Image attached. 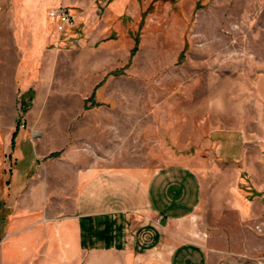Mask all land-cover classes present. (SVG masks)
I'll return each instance as SVG.
<instances>
[{"label": "rangeland", "instance_id": "1", "mask_svg": "<svg viewBox=\"0 0 264 264\" xmlns=\"http://www.w3.org/2000/svg\"><path fill=\"white\" fill-rule=\"evenodd\" d=\"M10 1L0 7V71L28 48L29 29L19 31V18L27 19L31 5L45 17L48 37L27 65L44 89L21 90L18 109L37 91L42 120L68 113L82 122L71 147L152 176L156 201L133 212L139 224L165 226L159 191L174 198L199 182L206 210L196 219L200 231L225 246L248 230L258 238L250 241V261L264 264V209L247 222L230 213L237 193L258 196L264 206V0H15L18 10ZM56 8L73 17L62 33L49 17ZM46 137L28 140L24 154L32 141L52 147ZM64 141L52 150L68 149ZM216 150L243 155L234 161ZM141 257L134 264H149Z\"/></svg>", "mask_w": 264, "mask_h": 264}, {"label": "crops", "instance_id": "2", "mask_svg": "<svg viewBox=\"0 0 264 264\" xmlns=\"http://www.w3.org/2000/svg\"><path fill=\"white\" fill-rule=\"evenodd\" d=\"M17 4L9 2L13 10L19 9ZM0 7L5 8L3 0ZM31 9L27 19L19 18V31L29 29L28 48H20L13 66L0 71V264H134L136 255L149 264H217L222 258L227 264H253L250 260H256V251L250 241L258 239L255 234L245 230L239 242L229 236L224 246L215 242L214 234L200 231L196 219L206 210L199 182L192 181L191 192L174 198L159 191L157 211L166 218L162 219L165 226L139 224L133 212L152 208L156 201L152 176L105 163L95 150L71 147L80 138L82 122L68 113L42 120L44 99L36 111L37 91L26 113L19 115L21 90H34L36 85L44 89L41 81L28 77L34 49L48 41L45 17L36 6ZM11 27L16 29L14 24ZM21 63L25 68H19ZM47 80L45 76L42 83ZM20 116L23 121L18 123ZM45 131L52 132L46 137ZM44 135L52 147L43 150L39 147L43 143L32 141V150L25 155L28 140ZM62 140L70 147L52 150ZM216 153L229 154L234 161H241L243 155L241 150ZM249 168L244 171L250 173ZM252 191L259 193L256 187ZM231 203L230 213L245 222L264 209L258 196L250 199L237 193ZM169 238L174 239L172 247Z\"/></svg>", "mask_w": 264, "mask_h": 264}, {"label": "built area", "instance_id": "3", "mask_svg": "<svg viewBox=\"0 0 264 264\" xmlns=\"http://www.w3.org/2000/svg\"><path fill=\"white\" fill-rule=\"evenodd\" d=\"M49 17L56 22V29L59 33L70 28L73 24V17L66 8H56L51 10L49 12Z\"/></svg>", "mask_w": 264, "mask_h": 264}, {"label": "trees", "instance_id": "4", "mask_svg": "<svg viewBox=\"0 0 264 264\" xmlns=\"http://www.w3.org/2000/svg\"><path fill=\"white\" fill-rule=\"evenodd\" d=\"M137 44H138V38L137 37H135V39H134V47H133V49H132V51H131V55H132V53L136 50V46H137ZM120 72V71H119ZM116 73H118V72H116ZM31 100V99H30ZM30 100H29V102L28 101H25V100H23L22 102H21V104H20V108H19V113L21 114V115H23V114H25L26 113V111L28 110V108H29V106H30ZM91 106L92 107H96V106H98V104H93V99L91 100ZM21 122V118L19 119V122L18 123H20ZM15 135H16V133H13V136H12V139H11V146L13 147V145H14V138H15Z\"/></svg>", "mask_w": 264, "mask_h": 264}]
</instances>
